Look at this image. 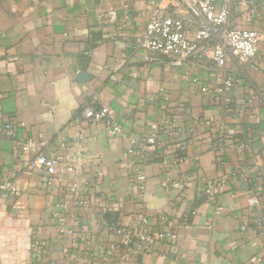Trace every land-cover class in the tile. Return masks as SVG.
I'll return each mask as SVG.
<instances>
[{"label":"crops","instance_id":"crops-1","mask_svg":"<svg viewBox=\"0 0 264 264\" xmlns=\"http://www.w3.org/2000/svg\"><path fill=\"white\" fill-rule=\"evenodd\" d=\"M157 2L169 4L0 0V264H99L111 238L107 225L142 210L154 229L160 215H168L180 225L179 238L165 255L117 264H264V55L254 64L229 58L235 83L224 94L216 90L223 73L213 67L211 48L201 60L207 68L166 59L146 63L138 45ZM171 7L188 20L192 38L198 16ZM111 9L118 12L116 24L109 21ZM231 20L256 28L264 51V0H236ZM78 62L88 63L84 74ZM91 101L110 107L121 136H111L102 123L72 124ZM6 119L20 124V136L48 142L45 152L59 160L55 175L27 167V157L3 132ZM132 136L157 138L140 164L143 203L129 166ZM67 157L81 158L76 176ZM221 173L230 175L229 183L204 198L203 188ZM253 195L258 207L250 203Z\"/></svg>","mask_w":264,"mask_h":264},{"label":"built area","instance_id":"built-area-1","mask_svg":"<svg viewBox=\"0 0 264 264\" xmlns=\"http://www.w3.org/2000/svg\"><path fill=\"white\" fill-rule=\"evenodd\" d=\"M168 5L161 2L151 4L149 16L146 21L138 47L144 51L146 63H152L161 59H166L173 66H193L207 68L201 62L207 51L212 49V61L214 69L223 73V79L217 87V93L224 94L234 86V78L227 72V61L229 58H239L249 64H254L259 55L264 51L260 49L261 34L256 28H247L233 25L231 20L232 8L236 0H168ZM181 5L188 11L194 12L199 19L198 27L191 38L188 36V21L172 9V5ZM124 9L129 5L124 4ZM252 17L257 15L256 7H251ZM109 21L116 24L119 20L116 9H111L107 13ZM112 80H117L116 75H111ZM155 96L151 97L154 102ZM253 106V102H250ZM253 116H255L253 114ZM82 121L102 123L108 133L113 137L121 136L123 126L121 121L112 113L108 105L97 106L93 101L85 104L81 110V115L76 116L72 124ZM167 128L174 131L171 120H165ZM19 123L12 119L3 121L4 134L13 139L16 151L27 157V167L35 170L43 167L50 176L57 173L59 160L45 152L48 142L43 139L33 137H23L19 135ZM84 139L81 133L77 136V142ZM224 131L218 133L219 147L224 148ZM155 136L129 138L127 150L129 156V166L132 167L134 176L138 181L137 198L143 203L147 193L146 176L140 169V164L145 162V155L149 145H155ZM61 146H65L61 143ZM182 158H175L178 162ZM81 158H66L67 170L73 176L79 172V162ZM230 175L221 173L213 183L203 188L204 198L210 199L223 191L229 183ZM79 190V185L73 184ZM9 185H2L3 189ZM87 201H84V203ZM251 205L258 207L261 204L259 196L253 195L250 198ZM62 225L65 219L57 216ZM264 220V216H261ZM149 215L145 210L131 214L125 222H116L107 225V231L111 235L107 250L101 258L99 264H117L140 261L145 255L154 253L165 255L168 249L177 242L179 238V226L170 222L168 215L161 214L154 229ZM246 227V223L243 228Z\"/></svg>","mask_w":264,"mask_h":264},{"label":"water","instance_id":"water-1","mask_svg":"<svg viewBox=\"0 0 264 264\" xmlns=\"http://www.w3.org/2000/svg\"><path fill=\"white\" fill-rule=\"evenodd\" d=\"M156 1H159V0H156ZM86 55H80L79 57L81 58V57H85ZM77 66H80L81 67V72H80V74H84V72H85V69L87 68V66H88V63H80V62H78V65Z\"/></svg>","mask_w":264,"mask_h":264}]
</instances>
